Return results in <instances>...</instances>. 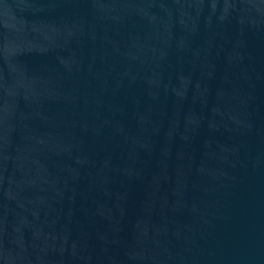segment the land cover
Returning <instances> with one entry per match:
<instances>
[{
  "label": "water",
  "instance_id": "water-1",
  "mask_svg": "<svg viewBox=\"0 0 264 264\" xmlns=\"http://www.w3.org/2000/svg\"><path fill=\"white\" fill-rule=\"evenodd\" d=\"M0 264H264V0H0Z\"/></svg>",
  "mask_w": 264,
  "mask_h": 264
}]
</instances>
